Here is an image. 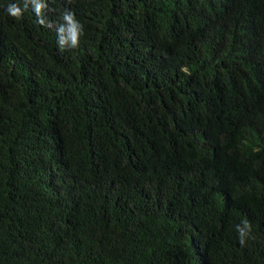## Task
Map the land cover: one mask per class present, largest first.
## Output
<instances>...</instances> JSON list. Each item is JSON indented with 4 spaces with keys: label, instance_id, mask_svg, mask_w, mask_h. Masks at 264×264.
Instances as JSON below:
<instances>
[{
    "label": "trees",
    "instance_id": "trees-1",
    "mask_svg": "<svg viewBox=\"0 0 264 264\" xmlns=\"http://www.w3.org/2000/svg\"><path fill=\"white\" fill-rule=\"evenodd\" d=\"M44 2L0 0V264H264V0Z\"/></svg>",
    "mask_w": 264,
    "mask_h": 264
},
{
    "label": "clouds",
    "instance_id": "clouds-1",
    "mask_svg": "<svg viewBox=\"0 0 264 264\" xmlns=\"http://www.w3.org/2000/svg\"><path fill=\"white\" fill-rule=\"evenodd\" d=\"M33 5V10L37 16L38 23L46 25L47 22L42 15L44 9L48 5L44 0H24L23 9L17 4H9L7 13L13 18L19 20L23 17V11L27 9L28 4ZM62 23L57 27V43L61 50L65 48H77L80 43V38L84 34V26L76 18L72 11L65 10L62 14ZM237 232L239 234L240 243L243 245L246 238H251L252 225L249 221H242V226L237 225Z\"/></svg>",
    "mask_w": 264,
    "mask_h": 264
}]
</instances>
